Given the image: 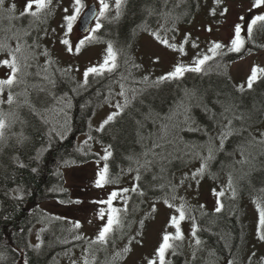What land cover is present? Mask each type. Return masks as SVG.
<instances>
[{
	"label": "rangeland",
	"instance_id": "obj_1",
	"mask_svg": "<svg viewBox=\"0 0 264 264\" xmlns=\"http://www.w3.org/2000/svg\"><path fill=\"white\" fill-rule=\"evenodd\" d=\"M92 1L96 2L99 12L100 0H82L83 9L72 22L70 31L64 17L74 13V0H52L38 19L28 14L20 15L25 11L26 0H4L0 8V44L8 46L0 51V60L10 59L8 49L15 52L17 45L21 46V51L15 53L20 66V82L10 89L15 97L14 103L0 105L4 111L14 112L17 119L11 128L5 129L7 141L0 143V152L5 144L27 130L32 119L30 109L45 108L56 102L60 91L67 93L70 90V95L77 97L84 88L87 89L84 73L89 67L104 63L109 42L117 53V67L113 71L89 74L92 81H101L104 95L101 97L102 92L98 93L101 100L91 113L90 127L82 133L78 134V131L75 141L78 146L87 148L84 156L90 153L92 157L64 166L70 199L40 202L50 216L64 223L65 228L57 227L62 237L75 241L70 249L58 254L54 264H84L85 258L89 264H147L148 259H157L158 264L156 249L166 232L174 235L175 227L169 221L172 215L178 216L175 209L181 203L189 209L180 224L184 239L171 241L174 247L166 251V264H264V241L258 235V230L264 232V228L259 225L256 206L259 202L264 207V182L261 184L263 191L255 192L259 186L251 177L264 172V115L256 119L254 114L263 108L256 105L264 98V91H260L255 99L250 95L248 98L243 94L235 96L236 93H232L222 79L225 70L235 85L245 88L253 66L264 67V23L258 22L254 26L251 38L242 35L246 49L244 47L239 53L228 51L235 25H244L240 18L249 21L257 14L255 10L248 11L252 0H220L218 4L215 0H123L119 19H114L115 0H105L109 8L105 16L100 17L102 27L95 33L89 30L95 27L96 19L87 29L80 28L81 16ZM13 4L15 11H8ZM213 8L215 15L211 14ZM225 8L227 12L221 15ZM153 33H157L160 39ZM86 35L95 36V39L79 45ZM65 39L69 45L62 43ZM162 40L176 45V48L169 47ZM213 42L224 47L217 50L218 54L206 62L201 72H193L183 84L181 102L174 104L169 111L153 109L145 112L143 121L158 123V126L137 137L143 151L130 154L131 164H120L122 174L119 178L112 177L110 183L97 187L99 173L107 164L102 158L105 149L110 151V145L96 138L94 130L100 129L109 115L118 112L139 114L144 105L142 98L148 103L152 93L164 83H156L159 77L174 70L178 64L191 66L202 55H211L208 49ZM78 45L79 51H76ZM69 46L73 51L67 50ZM224 56H231L228 63H224ZM9 71L0 67V78H6ZM260 78L264 80V76ZM8 91L6 88L0 97L4 101ZM50 97L55 100L51 101ZM64 97L66 109L70 101ZM209 100H214L227 111L222 116L215 110L209 112ZM206 110L209 113L203 115ZM205 115L218 126L215 132L208 130L206 133L207 128L205 132L193 129L189 138L182 135L184 128L201 124ZM63 118L61 120L58 115L52 123L57 126L61 120L63 126ZM229 120L232 121L230 126ZM145 122L140 128L145 129ZM66 127H62L64 132L69 130ZM253 127L258 134L254 135L255 140L250 136ZM228 132L235 134L234 146L238 144L241 149L235 151L232 164L224 171L219 164L230 163V159L227 153L220 154V150L225 151ZM222 134L223 148L220 147ZM204 144L210 147L205 150ZM210 149L213 159L217 157L215 163L213 159L206 161L203 175L197 174L193 178V173L205 163L203 158L208 156ZM176 163L183 166L176 170ZM110 170L112 172L114 168ZM123 189L128 191L123 192ZM113 191L120 193L113 200L112 207L120 209L123 226L114 229L109 237L110 243H92L105 222L99 218L100 209L105 212L108 209L107 204L100 202L106 201ZM220 192L224 195L220 196ZM165 199L174 207L169 208ZM219 205L223 207L216 212ZM234 209L240 212L237 216L241 224L238 240L234 232H230V247L226 246L224 254L207 247L208 241H218L215 231L231 226L236 220V216H228ZM77 222L79 228L75 227ZM193 224L197 225L200 245L191 235ZM200 224L205 232L212 234L208 240L199 237ZM44 227L49 228V233L55 232L53 224L47 223ZM38 241L39 234L34 233L33 242ZM53 242V239L49 241L51 245ZM126 247L130 251L125 252ZM227 250L233 254L226 255Z\"/></svg>",
	"mask_w": 264,
	"mask_h": 264
},
{
	"label": "trees",
	"instance_id": "obj_2",
	"mask_svg": "<svg viewBox=\"0 0 264 264\" xmlns=\"http://www.w3.org/2000/svg\"><path fill=\"white\" fill-rule=\"evenodd\" d=\"M230 57L224 56V63H228ZM35 63L37 64L36 61ZM193 74L189 71L185 72L182 78L164 80L157 91L152 93L148 103L144 102V97L142 98L144 105L139 114L118 112L112 121L103 126L102 130L101 128L94 130L93 135L96 138L110 145L112 155L106 160L108 175L110 176L108 179L119 178L122 174L121 170L119 171L120 164H131L130 154L143 151L137 137L146 135L149 130L158 126V123L143 121L145 112L153 109L169 111L174 104L180 103V88ZM222 79L229 85V90L236 93L235 96L243 94L245 98H248L250 95L252 99H255L260 91H264L262 78L255 82L251 89L243 88V91L227 75L223 74ZM70 80L73 84L74 81ZM101 84V81H92L89 75L87 83L84 84L87 89L84 88V91L77 97L70 95V90L67 93L60 91L58 100H61L52 102L46 107L44 106L45 108L30 109L32 119L29 121L27 130L23 133L27 140L23 144H18V137L13 138L8 144H5L0 152V264H24L25 261L27 264H54L58 254L64 249H70L71 244L75 242L69 241L67 236L62 237L63 235L57 227L65 228L64 223L58 218L50 216L45 208L40 205V202L43 200L66 201L68 198L70 199L65 185L64 166L92 157L90 153L88 156L83 155L87 148L78 146L75 135L78 131L79 134L90 127L91 113L104 95ZM224 89L227 88L224 87ZM99 92H102L101 97H97ZM64 96H67L70 101V106L66 109H64L66 107ZM260 98L258 97V99ZM50 100L54 101L55 99L50 97ZM209 101L211 109L209 108L208 111L215 110L219 116H222L225 108L215 104L214 100ZM257 103L256 106L263 107L258 113H254L256 119H260L264 115V98L258 100ZM208 111L206 110L203 115L209 113ZM58 115L61 120L63 117L65 119L63 126L69 127L66 132L62 130L61 120L57 126L52 123ZM202 118L201 124L184 128L182 135L189 138L190 133L194 131L193 129L205 132L207 128L206 133L208 130L215 132V129H218V126L213 124L212 118L207 117V115L202 116ZM144 122L147 123L145 129L140 128ZM254 129L253 127V131L251 130L250 133L253 139L254 135H258ZM234 137L235 134L231 133L225 139L226 152L220 150V154L227 153L226 156L230 159V163L219 164L224 171L228 170L232 164L235 151L241 149L238 144L234 146ZM203 147L206 150L210 146L204 144ZM216 158L213 159V163H215ZM111 163L114 164L110 165ZM21 164L24 166L21 167ZM182 166L183 164L176 163L174 169L177 170ZM111 167L114 168L112 172ZM33 168L36 169L35 172L32 171ZM251 177L256 180L259 186L254 191H263L261 184L264 182V172ZM140 183L142 185L141 180ZM209 212L211 211H207V213ZM229 214L228 216H236V220L231 223V226L228 225L219 232L215 231L214 233L219 238L218 241L216 243H209L208 241L207 245L211 249L212 247L213 249L216 248L223 254L226 246L230 247L228 244L231 238L229 233L234 232L237 240L241 233L240 219L237 218L240 216V212L234 209L230 210ZM47 223L53 224L54 233H49V228L44 227V224ZM202 227L201 224L200 227L198 225V235L200 238L208 240V236L212 234L205 232ZM34 233L39 234V241L36 243L33 242ZM51 239L54 240L52 245L49 243ZM37 244L40 245L39 248L35 247ZM228 250L226 255L233 254L232 251L229 253Z\"/></svg>",
	"mask_w": 264,
	"mask_h": 264
},
{
	"label": "snow or ice",
	"instance_id": "obj_3",
	"mask_svg": "<svg viewBox=\"0 0 264 264\" xmlns=\"http://www.w3.org/2000/svg\"><path fill=\"white\" fill-rule=\"evenodd\" d=\"M122 2L123 0H115V9H116V16L114 19H119L121 15V8H122ZM215 2L218 4L220 3V0H215ZM52 0H26L25 4V11L22 12L20 15L23 16L25 14L30 15L34 18H39V16L42 14V12L49 8L51 5ZM4 0H0V8L3 7ZM34 8V10H33ZM109 8V5L105 2V0H100V6H99V12L98 14H93L96 19L95 27L91 28L89 31L92 33L97 32L102 25L100 23V17H104L105 13L107 12ZM83 9L82 0H74V13L72 15L65 16L64 19L67 21V27L70 31L72 28V22L77 19V17L80 15L81 11ZM255 10L257 12L256 15L251 17L250 22L245 20L244 17H241L240 19L244 21V25L237 23L234 28V35L231 38L230 44L231 46L228 48V51L230 52H237L239 53L244 47H245V38L242 36V30L246 32L247 37L251 38L253 28L255 25H257L258 22L264 23V0H252L251 7L249 8V12H252ZM8 11H15V5H10ZM67 12V9H65ZM225 12H227V9L225 8L223 12H221V15H223ZM211 14L215 15V8L211 10ZM12 18V17H10ZM25 35H28V33H25ZM154 36H156L157 39H160L159 35L157 33H153ZM95 39V36H88L86 35L84 40H81L79 42V45H83L86 40ZM164 44H168L167 40L161 41ZM62 43L64 45H69L68 40H63ZM79 45L76 46V51H79ZM171 48H176V45L174 44H168ZM193 47H196L195 44H193ZM224 45H222L219 42H213L212 46L208 49V52L211 53V55L204 54L201 57L194 60L193 65L191 66H185L178 64L174 67V70L167 73L165 76H161L157 79L156 83H159L164 80H173V79H179L182 78L185 74V72H201L203 70V66L206 64L207 61L213 59L218 53L217 50L223 48ZM7 45L0 44V51H4L7 49ZM69 52L73 51V48L69 46L67 48ZM21 51V46L18 44L15 48V52L8 49V55L10 59L6 58L3 60H0V67H6L10 71L7 73L6 78H0V97H2L5 89H9L7 94V100L4 101L2 98H0V105H3L4 103H7L9 106H11L14 103L15 97L12 91L10 90L14 85L18 84L20 81L18 80V73L20 72V66L17 61V57L15 55L16 52ZM180 51L183 53V46H181ZM116 57L117 53L113 49V45L111 42L107 45V56L105 57L104 63L99 65L98 67H89L85 73V83H87V78L90 73L93 74H103L104 71H113L116 67ZM259 73V75H258ZM261 76H264V67H257L253 66L251 70V74L248 77L247 80V88L251 89L253 87V83L256 82L258 79H260ZM147 79V77H145ZM241 91H243V86H241ZM123 95V92L120 93ZM119 107V105H118ZM227 111V109H225ZM117 114H112L107 117L106 120L103 121V124L101 126V130L103 129V125H107L110 121L114 119V116ZM16 115L14 112H6L3 110L2 107H0V143H6L7 137L5 134V129H9L12 127L14 123H16ZM232 123L231 120L228 121V125L230 126ZM228 135H231V132L227 133ZM17 135V134H14ZM27 140V137L23 135L21 132L18 134L17 143L23 144V142ZM220 147L223 148V134L221 137V143ZM112 155L111 151L108 149H105V155L102 159L107 160L108 157ZM205 163L201 164V167L196 170L195 173H193V178L197 174L203 175L205 168H206V161L213 159L212 150H209V154L207 157L203 158ZM21 167L24 165L21 164ZM131 170V169H129ZM33 172L36 171L35 168L32 169ZM137 180H139V176L136 177ZM111 181L108 179V165L105 164L103 166V169L99 173V178L96 181L97 187H101L103 183H110ZM232 187V181L231 178L229 179V188ZM133 191L136 189L133 188ZM123 192H127L128 189H123ZM143 193H141L142 195ZM220 196H223L224 193L220 192ZM233 195H235V191H233ZM120 196V193L117 191H113L110 193L109 198L106 201H101L102 204H107L108 209L107 212L103 208L100 209L99 212V218L102 221H105L103 223V226L99 229V232L95 239L92 241V243H99L101 245H106L110 243V235L113 234L114 229L121 228L122 221L120 219L119 213L120 209L112 207L113 200ZM182 199V198H181ZM164 203L169 207L173 208L174 206L168 202L167 199L164 200ZM257 209L259 211V225L261 228H264V207H261L260 203L257 202ZM223 205H219L215 210L216 212H220ZM153 211H155V206L153 205ZM126 211V209H125ZM175 211L178 213L177 215H172L170 217L169 223L175 227V233L174 235L172 233L166 232L163 235L162 243L159 245V247L156 249V257L158 258V264H166V251L168 249H171L174 247L173 243L171 241H182L184 239V235L181 229V222L186 219V213L189 211V209L186 207L185 204L181 203L179 207L175 209ZM143 223V222H141ZM76 228L80 227L79 222L75 224ZM192 237L195 238V243L197 245L201 244V240L197 237V225H192V231H191ZM259 239L264 241V232H260L258 230ZM77 239H80V237H76ZM39 244L35 245V247L39 248ZM125 252L130 251V248L126 247L124 249ZM119 256V253L116 254ZM95 259V258H94ZM24 264H27V261L24 262ZM75 264V262H73ZM84 264H89L88 260L85 258ZM147 264H157V259H148Z\"/></svg>",
	"mask_w": 264,
	"mask_h": 264
},
{
	"label": "water",
	"instance_id": "obj_4",
	"mask_svg": "<svg viewBox=\"0 0 264 264\" xmlns=\"http://www.w3.org/2000/svg\"><path fill=\"white\" fill-rule=\"evenodd\" d=\"M96 14V7H95V5H91L87 10H86V12L83 14V16H82V18H81V20H80V28L82 29V30H85V29H87L89 26H90V24H91V22H92V20L94 19V15L93 14Z\"/></svg>",
	"mask_w": 264,
	"mask_h": 264
},
{
	"label": "flooded vegetation",
	"instance_id": "obj_5",
	"mask_svg": "<svg viewBox=\"0 0 264 264\" xmlns=\"http://www.w3.org/2000/svg\"><path fill=\"white\" fill-rule=\"evenodd\" d=\"M250 21V20H249ZM242 35H244V34H246V32L245 31H242V33H241ZM245 36H247V35H245Z\"/></svg>",
	"mask_w": 264,
	"mask_h": 264
}]
</instances>
